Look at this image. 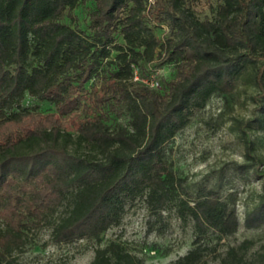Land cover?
I'll list each match as a JSON object with an SVG mask.
<instances>
[{
	"label": "trees",
	"instance_id": "obj_1",
	"mask_svg": "<svg viewBox=\"0 0 264 264\" xmlns=\"http://www.w3.org/2000/svg\"><path fill=\"white\" fill-rule=\"evenodd\" d=\"M212 8L200 18L187 0H0V213L8 215L0 263L35 225L48 226L55 243H98L136 196L151 209L175 200L177 215L192 221L193 245L165 264H207L208 231L237 229L218 190L177 195L188 192L163 155L194 108L246 77L264 130V0ZM166 64L173 76L156 75ZM250 219L264 220V199ZM248 242L213 264H255ZM88 264L145 263L110 240Z\"/></svg>",
	"mask_w": 264,
	"mask_h": 264
},
{
	"label": "rangeland",
	"instance_id": "obj_2",
	"mask_svg": "<svg viewBox=\"0 0 264 264\" xmlns=\"http://www.w3.org/2000/svg\"><path fill=\"white\" fill-rule=\"evenodd\" d=\"M216 0H187L200 18L210 16ZM166 30V25L161 31ZM172 64H166L156 75L172 77ZM154 76L150 81H157ZM256 87L246 77L236 80L229 90L214 92L201 107L194 108L186 123L164 144V159L169 170L181 182L188 196L180 188L177 195L191 197L202 186L218 190L221 198L233 205L238 217L237 229L228 235L213 230L204 237L207 248L203 259L207 264L229 245L248 240L246 256L255 264L264 253V220L246 221L247 214L264 199V130L253 97ZM26 97L25 105H39ZM125 124V119H118ZM247 141H253L246 153ZM172 200L160 209H151L142 197L129 200L118 224L109 226L100 242L80 238L66 243H55L48 226L40 224L28 230L21 248L15 249L0 264H88L97 245L117 241L137 255L145 264H165L184 254L193 245L191 220L181 219ZM8 215L0 213V226Z\"/></svg>",
	"mask_w": 264,
	"mask_h": 264
},
{
	"label": "built area",
	"instance_id": "obj_3",
	"mask_svg": "<svg viewBox=\"0 0 264 264\" xmlns=\"http://www.w3.org/2000/svg\"><path fill=\"white\" fill-rule=\"evenodd\" d=\"M151 85H157V81H150Z\"/></svg>",
	"mask_w": 264,
	"mask_h": 264
}]
</instances>
